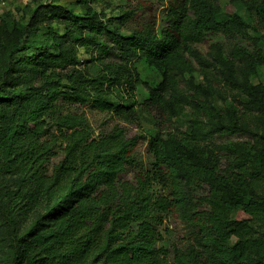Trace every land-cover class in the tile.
Wrapping results in <instances>:
<instances>
[{
    "label": "trees",
    "instance_id": "trees-1",
    "mask_svg": "<svg viewBox=\"0 0 264 264\" xmlns=\"http://www.w3.org/2000/svg\"><path fill=\"white\" fill-rule=\"evenodd\" d=\"M157 1L165 2L160 27L154 23L128 28L134 10L120 6L106 16L93 7L105 0H75L79 11L35 4L27 8V22L10 29L6 23L0 25V102L11 121L0 138V160L25 184L0 195L10 264H24L34 249L60 264L88 259L93 264H206L194 247L174 251L170 261L166 247L158 246L157 226L163 215L182 204V180L195 188L200 184L208 188L203 204L218 262L208 264H264V229L254 227V223L264 226V84L251 82L264 63V0ZM242 9L247 15L240 14ZM34 22L45 26L52 54L28 63L32 71L25 72L33 76L26 85L12 78L14 58L24 50ZM249 30L255 36L252 52L236 43L228 48L213 45L206 56L195 48L207 34L230 39ZM69 44L84 53L95 49V60L101 63L102 57H117L124 65L111 68L125 76L99 73L87 79L74 68L61 76L56 68L75 62ZM136 60L148 79H140L130 66ZM103 80L122 84L127 96L112 103L99 91ZM88 86L95 90L94 99ZM234 89L246 99L244 109L258 112L257 124L249 125L240 117L243 111L232 104L216 106V99ZM137 94L173 127L163 136L148 137L150 169L130 183L118 176L127 166L137 165V137L128 138L123 128H117L94 139L84 119L64 114L57 102L67 97L83 105L94 102L99 110L129 121ZM50 127L55 133L46 135ZM216 134H247L252 144L224 147L222 155L202 152L199 142ZM57 146L63 157L47 175L44 166ZM28 185L41 192L46 210L21 236L14 217L19 203L12 200ZM27 194L30 200L36 197Z\"/></svg>",
    "mask_w": 264,
    "mask_h": 264
},
{
    "label": "rangeland",
    "instance_id": "rangeland-1",
    "mask_svg": "<svg viewBox=\"0 0 264 264\" xmlns=\"http://www.w3.org/2000/svg\"><path fill=\"white\" fill-rule=\"evenodd\" d=\"M46 3H52L64 7L75 8L79 11V8L75 5V0H5V5L0 7V25L6 23L7 29H10L12 25L27 22L29 14L27 8ZM165 2H159L157 0H105L102 5H93L97 11H104L106 16L117 12V8L120 6L129 7L134 10V14L131 17L128 28H138L145 24L158 23L161 25L160 18L164 11ZM240 14L245 16L247 11L240 10ZM49 17V14H46ZM253 21L256 20L254 15H251ZM46 24V23H45ZM254 24V23H253ZM46 28L40 25L38 22L30 24L28 33L26 36L27 44L24 46V50L17 54L14 58L16 66L12 78H16L19 82H24L26 85L31 81L33 72L26 73L29 69L28 63L32 60H40L43 57H47L52 54V50L48 49L49 40L45 38ZM255 37L251 30L248 31L245 36H237L235 38H225L222 35L207 34L204 38L195 44V48L206 56L211 50V47L216 44H220L224 48H228L232 43H236L249 52L254 50L253 42L251 39ZM102 42L108 43L111 46L107 38L102 37ZM261 43V41H260ZM69 49L72 51V57L75 61L73 64H69L66 68H56V71L61 76H65L72 68L80 71L84 78H95L99 73L105 75V77H111L117 74L118 78H123L125 73H115L112 70L114 65H124L117 57L109 55L102 57V63L95 60L97 57L96 50L90 48L87 53H84L78 45L74 47L69 44ZM187 60L191 62L194 69L198 66L195 62L191 61L188 57ZM108 65V66H107ZM110 65V72L107 68ZM107 66V67H106ZM140 76V79H148L149 75L144 71L143 65L140 60H136L130 64ZM3 69V64L0 61V70ZM32 71V70H31ZM115 73V74H114ZM103 84L99 87V91L104 93L109 101L117 103L126 97V92L121 84H113L110 80H103ZM251 82L253 84H264V63L258 74L252 77ZM63 85H68L63 81ZM222 87V85H220ZM23 85L19 88H22ZM223 88V87H222ZM227 90V88H224ZM11 90V88H8ZM94 99V91L90 86L86 88ZM230 94L222 95L221 98L216 99V106L228 107L229 104L234 105L238 111H243L244 116H240L245 119L249 125L257 124L256 116L257 111H248L244 109L246 99L238 93L235 89L229 92ZM226 98V101H224ZM73 99V100H72ZM62 98L57 102L62 108L64 114L79 115L84 119V123L90 132V135L94 139H100L102 136L110 133L114 129L123 128L126 137H137V145L134 151V156L137 161L135 166H127L125 171L118 176L122 182L134 183V176L138 173L148 171L150 169V163L152 157L148 152V137L155 133H159L162 136L169 130L171 124H169L163 116H161L156 108L148 106L141 102L140 96L136 95V104L134 106V115L131 120L123 121L117 116L112 115L108 111H101L97 107H94V102H90L83 105L81 102L74 100V97ZM4 104L0 102V138L2 137L7 124L10 123V118L5 113ZM246 115V116H245ZM182 117V122L186 121ZM175 125V123H174ZM173 127V126H172ZM171 127V129H172ZM55 133V128L50 127L46 135H52ZM49 137V136H48ZM239 143L251 146L252 139L247 134L236 135H219L216 134L212 138L199 142L201 151L208 153V155L216 154L222 155L224 147L235 146ZM55 155L51 157L45 164L47 175H51L52 168L63 157V152L60 146L54 150ZM25 184L21 182V176L16 174L7 168L3 160H0V195H5L7 192L17 189L19 186ZM26 192L20 193L19 198H13L12 202L19 203V206L14 211V217L16 219L18 232L21 236H25L31 227L36 223L46 210L45 200L42 197L41 192H37V188L33 185L25 186ZM208 188L205 184H200L198 187H192L182 180L181 184V196L182 204L177 210H173L163 215L162 224L157 226V230L161 235V240L158 246L164 245L168 250L171 261L174 251L185 252L189 248L194 247L199 253V259L203 263L217 262L215 257V248L212 242L210 231H208L207 215L208 209L203 204V199L207 195ZM27 193H35L36 197L33 200L28 198ZM165 193V192H163ZM239 219H246L245 216L238 214ZM254 227L257 231L264 229V226L254 223ZM10 246L6 236L5 226L0 221V264H10ZM218 263V262H217ZM24 264H60L57 260L52 259L47 253L38 252V250H32L24 260ZM81 264H93L90 259Z\"/></svg>",
    "mask_w": 264,
    "mask_h": 264
},
{
    "label": "built area",
    "instance_id": "built-area-1",
    "mask_svg": "<svg viewBox=\"0 0 264 264\" xmlns=\"http://www.w3.org/2000/svg\"><path fill=\"white\" fill-rule=\"evenodd\" d=\"M5 5V0H0V7Z\"/></svg>",
    "mask_w": 264,
    "mask_h": 264
}]
</instances>
